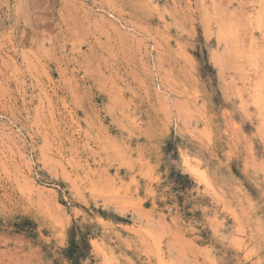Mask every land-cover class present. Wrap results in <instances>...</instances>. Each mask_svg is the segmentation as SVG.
<instances>
[{
    "label": "rangeland",
    "instance_id": "1",
    "mask_svg": "<svg viewBox=\"0 0 264 264\" xmlns=\"http://www.w3.org/2000/svg\"><path fill=\"white\" fill-rule=\"evenodd\" d=\"M263 15L0 0V264H69L73 225L83 264H264V163L243 130L264 125Z\"/></svg>",
    "mask_w": 264,
    "mask_h": 264
},
{
    "label": "trees",
    "instance_id": "2",
    "mask_svg": "<svg viewBox=\"0 0 264 264\" xmlns=\"http://www.w3.org/2000/svg\"><path fill=\"white\" fill-rule=\"evenodd\" d=\"M176 177L186 180L189 184L192 183L187 174L179 173ZM187 188V184L176 182L175 189L177 191H185ZM63 256L69 264H83V260L91 257L89 233L81 227L73 225L69 231V242L68 246L63 250Z\"/></svg>",
    "mask_w": 264,
    "mask_h": 264
},
{
    "label": "snow or ice",
    "instance_id": "3",
    "mask_svg": "<svg viewBox=\"0 0 264 264\" xmlns=\"http://www.w3.org/2000/svg\"><path fill=\"white\" fill-rule=\"evenodd\" d=\"M262 31H264V18H262ZM262 85V91H264V81L261 82ZM258 106L261 108L262 113H264V95H261L258 101ZM262 119H264V116H262ZM249 118L245 117L241 123L244 125H247ZM245 132H248L251 138L254 140V144L252 145L254 155L256 158H258L262 163H264V125H262V132L258 134L254 128H249L247 126L243 129ZM242 141H247L248 137H241ZM203 143V140L201 141V144ZM209 145L211 144V141H208Z\"/></svg>",
    "mask_w": 264,
    "mask_h": 264
},
{
    "label": "bare ground",
    "instance_id": "4",
    "mask_svg": "<svg viewBox=\"0 0 264 264\" xmlns=\"http://www.w3.org/2000/svg\"><path fill=\"white\" fill-rule=\"evenodd\" d=\"M263 16H264V15H263ZM258 19H259V18H258ZM258 19H257V20H258ZM257 40H258V39H257ZM254 45H255V44H254ZM257 50H258V49H257ZM254 53H255V52H254ZM255 63H256V62H255ZM254 65H255V64H254ZM254 65H253V66H254ZM262 72H263V71H262ZM260 82H261V81H260ZM260 86H261V85H260ZM259 88H260V87H259ZM259 91H260V90L258 89V92H259ZM258 95H260V94H258ZM257 97H258V96H257ZM259 98H260V96H259ZM257 101H258V100H257Z\"/></svg>",
    "mask_w": 264,
    "mask_h": 264
}]
</instances>
